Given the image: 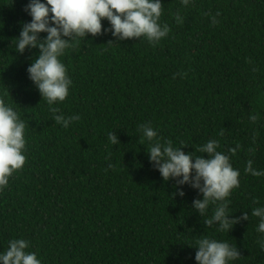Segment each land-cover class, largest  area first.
Listing matches in <instances>:
<instances>
[{
  "label": "trees",
  "instance_id": "16d2710c",
  "mask_svg": "<svg viewBox=\"0 0 264 264\" xmlns=\"http://www.w3.org/2000/svg\"><path fill=\"white\" fill-rule=\"evenodd\" d=\"M161 2L171 31L158 44L109 45L116 43L111 34L89 35L63 57L73 83L57 107L80 117L64 129L29 79L39 49L20 53L14 44L31 19L28 0H0V94L19 110L27 138L25 165L0 191V252L23 238L43 264H196L188 245L214 235L237 245L236 264H264L251 217L264 205V177L244 171L249 160L264 170V0H195L189 8ZM102 26L110 27L107 20ZM146 123L186 145L185 154L210 139L230 156L239 145L229 219L247 212L249 221L229 233L209 226L194 208L199 190L165 181L150 163L138 131ZM112 131L117 145L108 140Z\"/></svg>",
  "mask_w": 264,
  "mask_h": 264
},
{
  "label": "clouds",
  "instance_id": "9594fccd",
  "mask_svg": "<svg viewBox=\"0 0 264 264\" xmlns=\"http://www.w3.org/2000/svg\"><path fill=\"white\" fill-rule=\"evenodd\" d=\"M179 2L182 8L195 5V0ZM163 6L161 0H28L24 12L31 19L22 24L14 44L20 53L26 48L39 49L38 57L27 72L56 124L67 129L80 119L78 115L66 117L57 107L69 96L73 83L63 57L78 49L89 35L94 38L111 34L116 43L110 42L109 45L141 38L151 45L158 44L171 31L169 24L161 21ZM172 16L177 25L183 24L180 11ZM104 20L110 27L102 26ZM216 23L218 21L213 17L212 24ZM41 33L47 34L46 39L39 38ZM6 96L7 92L0 94V191L8 186L12 175L23 168L27 159L26 123L12 101L5 99ZM250 119L254 121L256 117L250 116ZM138 131L142 141L150 145V163L156 166L165 181L176 179L179 186L188 185L202 194L203 199L193 204L209 226L218 225L217 232L229 233L241 220L249 221L247 212L242 217L229 219L232 215L229 197L240 186V171L231 163V156L236 154L239 145L229 149L230 156L218 150V139H210L195 150L202 155L195 154V151L185 154L181 149L186 145L175 146L172 140L160 137L151 124L138 126ZM108 140L112 145L119 143L113 131L108 133ZM203 154H207V158ZM244 171L253 177H264V170L254 168L252 160L247 162ZM177 191L179 196H184L182 188ZM251 217L258 220L256 243L264 251V205L251 209ZM188 246L196 249V264H236L241 258L236 244L214 235L197 238ZM28 249L29 242L23 238L9 241L8 247L0 252V264H43L38 253Z\"/></svg>",
  "mask_w": 264,
  "mask_h": 264
}]
</instances>
